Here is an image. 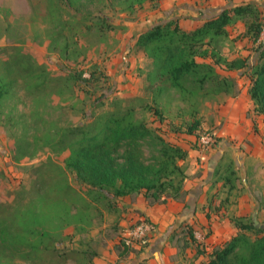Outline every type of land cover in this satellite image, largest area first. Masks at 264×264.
<instances>
[{
	"label": "rangeland",
	"instance_id": "obj_1",
	"mask_svg": "<svg viewBox=\"0 0 264 264\" xmlns=\"http://www.w3.org/2000/svg\"><path fill=\"white\" fill-rule=\"evenodd\" d=\"M181 6L201 7L202 11L197 15ZM220 9L221 4L213 0L196 4L184 0H0V77L11 88L0 102V204L10 208L1 212L0 218L32 212L37 227L49 232L50 244L61 253L56 258L38 254L26 260L0 243V264L142 262L140 257L149 248L143 253L123 252L125 238L134 236L144 220L141 211L134 209L144 196L117 198L110 205L66 169L70 152L58 148L67 128L92 124L114 110L115 102L123 108L134 107L138 121L165 142L188 152L187 159L178 162L187 176L184 188L209 179L204 204L205 209L210 205L211 211L203 215L210 219V214L219 213L222 208L215 202L218 205L228 198L225 217L237 216L238 210H243L248 219L264 227V136L261 143L230 140V148L214 161L228 140L221 131L227 123L234 122L236 131L244 134L248 131L244 117L257 121L253 111H247L252 104L249 75L226 67V62L236 59L249 58L251 63L256 59L257 45L245 35L246 22L228 26L229 37L215 44L226 61L216 65L217 74L234 76L230 94H217L213 86L203 90L186 81V92L173 89L155 99L148 81L151 60L135 46L139 32L168 20L165 12L183 19L182 28L191 30L194 16L210 17ZM103 19L110 28L100 27ZM256 21L264 22L262 7ZM19 52V56H27L25 60L44 65L55 81L44 83L40 75L32 77L25 67L7 70L2 62ZM197 60L203 62L199 57ZM92 72L95 80L90 79ZM82 73L84 77L79 78ZM131 92L137 93L130 97ZM239 107L246 114L232 115ZM196 120L200 127L188 134ZM256 121L253 130L262 137L264 127L261 130ZM205 135L214 138L211 148H204L199 141ZM138 155L142 162L153 165L158 162L159 149L149 141L139 148ZM115 157L118 164L124 163L123 151ZM211 165L212 173L208 169ZM195 223H173L169 246L170 252L176 253L170 254L171 263L189 264V260L201 258L203 264L207 254L224 245L236 229L230 222ZM189 231L194 232L197 242L184 249L190 243ZM18 237L23 243L24 236ZM198 251L204 253L198 256Z\"/></svg>",
	"mask_w": 264,
	"mask_h": 264
},
{
	"label": "trees",
	"instance_id": "obj_2",
	"mask_svg": "<svg viewBox=\"0 0 264 264\" xmlns=\"http://www.w3.org/2000/svg\"><path fill=\"white\" fill-rule=\"evenodd\" d=\"M259 12L257 3H242L220 9L210 17L202 16L203 23L192 31L184 30L180 19H171L139 32L135 46L151 60L148 81L155 99L173 89L186 92V81L195 82L203 90L213 86L217 94L233 92L235 80L216 72V65L226 61L215 44L229 37L228 26L245 21V35L257 45L256 59L253 63L249 58L236 59L226 62V67L249 75L248 93L254 103V112L264 115V44L261 42L264 22L256 21ZM101 24L100 27H109L106 19ZM20 53L2 62L7 70L25 67L32 77L40 75L44 83L55 81L44 65L27 61V56H19ZM198 57L203 62H199ZM95 76L92 72L90 79L95 80ZM83 77L84 73L79 76ZM2 81L0 77V102L11 90ZM155 113L159 111L156 109ZM199 127L200 122L196 120L187 133L194 134ZM149 141L159 149L158 162L153 165L145 164L138 155L139 148ZM58 148L70 152L65 161L66 169L86 181L91 192L110 205L117 198L144 195L147 205L152 207L165 204L168 199L183 202L188 195L184 188L187 176L178 164L187 159L188 152L165 142L147 124L138 121L136 109L132 106L123 108L120 102H115L114 110L100 116L92 124L67 128L59 139ZM120 151L124 153L122 165L116 162L115 157ZM9 209L0 204V213ZM230 221L237 230L236 234L208 253V260L203 264H264V227L247 217L234 216ZM37 226L38 222L30 211L15 218H0V243L26 260H32L38 254L56 258L61 254L60 250L50 244L53 241L49 232ZM21 235L24 236L23 243L18 239ZM188 235L190 243L184 249L197 242L194 232L189 231ZM133 242L138 241L133 239ZM133 250L124 240L123 255ZM203 253L198 251L197 255Z\"/></svg>",
	"mask_w": 264,
	"mask_h": 264
},
{
	"label": "crops",
	"instance_id": "obj_3",
	"mask_svg": "<svg viewBox=\"0 0 264 264\" xmlns=\"http://www.w3.org/2000/svg\"><path fill=\"white\" fill-rule=\"evenodd\" d=\"M186 1L188 4H196L197 1L200 2V0H184ZM215 2H218L219 4H221V9H225L229 6H235L238 4H242V3H257L260 7H262L264 9V0H213ZM228 5V6H227ZM182 8H189L190 11H194L193 13H196L197 15L200 14V12L202 11L201 7L200 8H195L192 9V7H188V6H181ZM196 7V6H195ZM213 11V10H211ZM171 12V11H170ZM170 12H165V15L167 16L168 20L171 19H179V17L175 18L172 14L170 15ZM169 14V15H168ZM194 16L195 18V23H194V27L191 30H186V31H192L194 29H196L197 27H199L203 21L202 18L198 16ZM170 16V17H168ZM171 18V19H170ZM183 20V19H182ZM182 20H180V25L182 27ZM185 30V29H184ZM264 44V43H262ZM143 56H145V54H143ZM229 75V74H228ZM232 78H234V76L231 75ZM137 92H131L128 94V96L132 97L134 95H136ZM251 99V98H250ZM234 101V100H233ZM240 101V98L237 99L234 102H238ZM252 102L251 105H248L249 108L247 109V111L250 109L252 110L253 114L255 115L254 117L257 118V121L254 119H249L247 120V117L245 116L244 119L245 121H248V131H246L244 134L243 133H239L236 130L235 127V123L234 122H230L227 123L223 129H221L223 136H225V138H227V141H224L222 143L221 150L219 151L217 157L214 158V161H218L221 158L222 153L224 152V150H226L228 147L230 148L231 144H230V140H239V141H245V140H250L253 143L255 142H262L263 140V136H264V132H261V136H259L258 134H256L253 130V122L256 121L257 124L259 123V128H261V130L264 127V116H260L258 114H256L254 112V103L252 100H250ZM231 113L234 114H241V115H245V110H242L239 107V110L234 113L233 111H231ZM230 121V120H229ZM243 122V120H241ZM256 124V125H257ZM214 163V162H212ZM209 172H213L214 171V166L211 165L209 166ZM209 182L208 180H203L201 182H199V184L194 187L191 188L190 186L185 187V190L188 192V195L185 199V201L183 202H179V201H175V200H170L167 203L163 204V205H156V206H148L145 202V198L143 197L144 195H141L143 198L141 200H139V202L134 206V209H138L139 211H141L140 215H143V218L148 219L149 221L153 222L154 224L157 225L158 228V232L159 231H163V230H167V233L161 234L160 233L157 234V236L155 237V239L153 240L151 246L149 247V251L147 252V254H145L144 256L140 257V261L145 262L146 264H173L171 263V259H170V254H174L176 253L174 250H171L170 252V246H169V236L172 233L171 231L174 229L173 223L176 222L177 224L181 225L183 222H189L191 224H194L195 222H230V218L229 217H225L223 215V213H226V209L229 208V203H227L228 198H225L223 201H219L218 205H217V201L215 202V205L218 208H222L221 211H219V213H215L214 214H210V219H208V217L205 215H203L204 211H211V206L209 205L207 209H205V201H207V197H208V189L207 188V184ZM206 187V188H204ZM248 196H245V200H247ZM231 203V202H230ZM215 207V206H214ZM234 209V208H233ZM236 211H237V207H235ZM238 215L236 217H248L247 212L243 211V210H238ZM234 217V216H233ZM255 222V221H253ZM256 223V222H255ZM196 224V223H195ZM232 225V224H231ZM218 228H220V226L218 225ZM236 229L235 232L233 233L234 235L236 234ZM125 255V254H124ZM200 259H191L189 260V264H200ZM141 262V263H142ZM130 262H124V260H120V262L118 264H129ZM135 263V262H134ZM139 263V264H141Z\"/></svg>",
	"mask_w": 264,
	"mask_h": 264
},
{
	"label": "built area",
	"instance_id": "obj_4",
	"mask_svg": "<svg viewBox=\"0 0 264 264\" xmlns=\"http://www.w3.org/2000/svg\"><path fill=\"white\" fill-rule=\"evenodd\" d=\"M262 35H264V33H262ZM200 142L203 144L204 148H211L214 144V138L212 136L205 135L202 136ZM157 229V225L153 222L145 219L141 220L137 225V228H135V231L137 230L136 234L125 238V243L137 251H141L143 249L146 251L150 247L152 239L157 236ZM133 239L137 240L139 243L133 242Z\"/></svg>",
	"mask_w": 264,
	"mask_h": 264
}]
</instances>
